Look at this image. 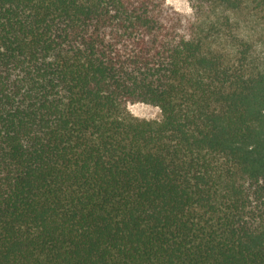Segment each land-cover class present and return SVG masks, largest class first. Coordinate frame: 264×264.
<instances>
[{
  "label": "trees",
  "instance_id": "trees-1",
  "mask_svg": "<svg viewBox=\"0 0 264 264\" xmlns=\"http://www.w3.org/2000/svg\"><path fill=\"white\" fill-rule=\"evenodd\" d=\"M190 1L0 0V264H264V0Z\"/></svg>",
  "mask_w": 264,
  "mask_h": 264
},
{
  "label": "rangeland",
  "instance_id": "rangeland-1",
  "mask_svg": "<svg viewBox=\"0 0 264 264\" xmlns=\"http://www.w3.org/2000/svg\"><path fill=\"white\" fill-rule=\"evenodd\" d=\"M167 4L182 15L190 17H195L196 15V10L190 0H169ZM249 9L250 11L236 12L220 7L208 14L206 13L203 18L218 23L220 31H223L227 39L230 40L235 36L242 37L240 32L241 22H243L247 31V36L243 38L248 40L255 62L259 67L264 68V49L260 51L256 49L257 44L264 45V7L259 8L252 5ZM129 107L138 118L160 119L162 117L159 107L151 104L134 103Z\"/></svg>",
  "mask_w": 264,
  "mask_h": 264
},
{
  "label": "clouds",
  "instance_id": "clouds-1",
  "mask_svg": "<svg viewBox=\"0 0 264 264\" xmlns=\"http://www.w3.org/2000/svg\"><path fill=\"white\" fill-rule=\"evenodd\" d=\"M167 2H169V0H167ZM240 35L242 37H246L247 36V31H246V28H245L243 22H241V32H240ZM256 49H257V51H260L261 49H264V45L257 44L256 45ZM260 70L261 71H264V68H261Z\"/></svg>",
  "mask_w": 264,
  "mask_h": 264
}]
</instances>
